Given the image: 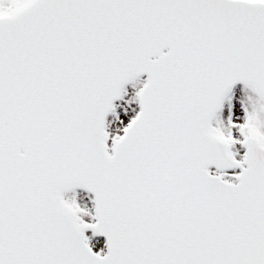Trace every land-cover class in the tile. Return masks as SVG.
<instances>
[{
	"label": "snow or ice",
	"instance_id": "6c2138e0",
	"mask_svg": "<svg viewBox=\"0 0 264 264\" xmlns=\"http://www.w3.org/2000/svg\"><path fill=\"white\" fill-rule=\"evenodd\" d=\"M0 264H264V0H0Z\"/></svg>",
	"mask_w": 264,
	"mask_h": 264
}]
</instances>
